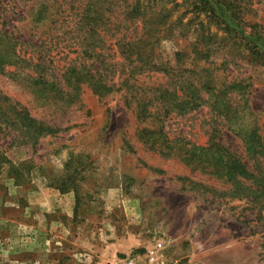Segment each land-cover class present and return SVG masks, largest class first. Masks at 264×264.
Wrapping results in <instances>:
<instances>
[{
    "label": "rangeland",
    "instance_id": "1",
    "mask_svg": "<svg viewBox=\"0 0 264 264\" xmlns=\"http://www.w3.org/2000/svg\"><path fill=\"white\" fill-rule=\"evenodd\" d=\"M194 1L177 0L172 20L190 19V32L186 38L162 32L163 56L172 62L174 54L185 53L179 66L207 69L219 85L247 86L246 122L264 129V0L253 2V11L244 17L247 39L235 46L222 40L220 11L209 3L191 13ZM20 2L28 13L16 23L19 38L44 39L51 4ZM194 28L211 38L204 48L210 51L204 54L207 59L189 54ZM247 42L253 45L250 53ZM13 68L2 71L0 64V92L60 131L35 141L28 132L0 122V264H120L128 257L139 264H147L149 257L154 264H264V212L193 187L192 182L213 188L218 183L177 158L162 157L157 146L153 150L141 132L145 123L137 120L139 110L126 102L125 92L99 97L84 88L76 104L64 107L59 96L39 99L21 66L4 75ZM149 77L141 78L142 86L156 80ZM192 115L176 118L170 132L177 136L224 126L205 106Z\"/></svg>",
    "mask_w": 264,
    "mask_h": 264
},
{
    "label": "trees",
    "instance_id": "2",
    "mask_svg": "<svg viewBox=\"0 0 264 264\" xmlns=\"http://www.w3.org/2000/svg\"><path fill=\"white\" fill-rule=\"evenodd\" d=\"M254 1L195 0L190 11L195 14L209 3L214 5L224 20V28L218 24L224 35L222 40L230 39L235 46L247 39L244 17L253 11ZM48 3L53 10L46 37L24 42L19 38L16 23L25 19L28 11L22 9L27 6L20 0L0 2L1 69L14 66V70L7 69L4 75L14 74L16 65L21 66L24 78L39 99L59 96L64 107L76 104L84 88L99 97L125 92L126 102L134 103L139 110L137 120L145 123L141 132L149 136L144 138L153 150L157 146L162 157L177 158L191 171L208 175L218 183L213 188L192 182L193 187L218 199L243 201L252 211L256 207L259 214L264 212V129L246 122L247 86L233 82L216 84L213 74L207 75V69L197 66L191 71L179 66L185 53L174 54L170 62L160 50L162 32L172 38H186L190 32V19L185 23L180 18L172 20L171 13L180 6L177 0H48ZM209 10L214 17L213 8ZM175 26H179L178 32L176 28L172 30ZM193 34L194 40L187 46L189 54L207 59L204 54L210 51L204 48L211 38L196 28ZM244 45L250 53L253 45ZM146 75L156 80L142 86L141 78ZM157 77L164 82H158ZM204 106L224 126L208 127L204 132L202 128L179 131L177 136L170 132L176 118L191 113L194 117ZM0 117L1 123L28 132L35 141L60 131L32 117L1 92ZM200 135L206 137L205 142L198 141ZM236 140L240 147L226 146ZM71 189L75 191L74 186Z\"/></svg>",
    "mask_w": 264,
    "mask_h": 264
},
{
    "label": "built area",
    "instance_id": "3",
    "mask_svg": "<svg viewBox=\"0 0 264 264\" xmlns=\"http://www.w3.org/2000/svg\"><path fill=\"white\" fill-rule=\"evenodd\" d=\"M120 264H139L138 261L132 257L125 258ZM147 264H154V258L149 257Z\"/></svg>",
    "mask_w": 264,
    "mask_h": 264
},
{
    "label": "crops",
    "instance_id": "4",
    "mask_svg": "<svg viewBox=\"0 0 264 264\" xmlns=\"http://www.w3.org/2000/svg\"><path fill=\"white\" fill-rule=\"evenodd\" d=\"M117 246H118V243L114 244L113 248H114V247H117ZM125 246H126V245H125Z\"/></svg>",
    "mask_w": 264,
    "mask_h": 264
}]
</instances>
